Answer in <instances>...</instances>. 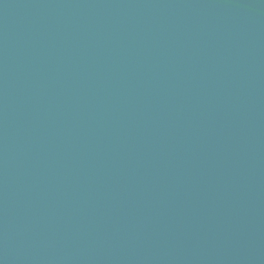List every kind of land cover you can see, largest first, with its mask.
Wrapping results in <instances>:
<instances>
[{"label": "water", "instance_id": "obj_1", "mask_svg": "<svg viewBox=\"0 0 264 264\" xmlns=\"http://www.w3.org/2000/svg\"><path fill=\"white\" fill-rule=\"evenodd\" d=\"M0 264H264V0H0Z\"/></svg>", "mask_w": 264, "mask_h": 264}]
</instances>
